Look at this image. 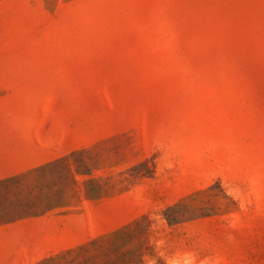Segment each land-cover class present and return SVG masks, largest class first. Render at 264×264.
<instances>
[{
    "label": "rangeland",
    "instance_id": "obj_1",
    "mask_svg": "<svg viewBox=\"0 0 264 264\" xmlns=\"http://www.w3.org/2000/svg\"><path fill=\"white\" fill-rule=\"evenodd\" d=\"M0 264H264V0H0Z\"/></svg>",
    "mask_w": 264,
    "mask_h": 264
}]
</instances>
